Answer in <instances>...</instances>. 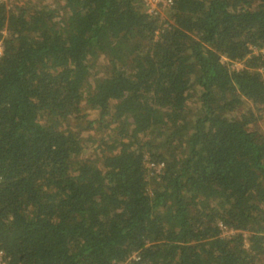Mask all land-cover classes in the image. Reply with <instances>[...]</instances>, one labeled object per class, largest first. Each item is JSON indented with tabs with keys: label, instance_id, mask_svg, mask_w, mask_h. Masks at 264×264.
<instances>
[{
	"label": "trees",
	"instance_id": "16d2710c",
	"mask_svg": "<svg viewBox=\"0 0 264 264\" xmlns=\"http://www.w3.org/2000/svg\"><path fill=\"white\" fill-rule=\"evenodd\" d=\"M22 2L0 0L7 264H264V0Z\"/></svg>",
	"mask_w": 264,
	"mask_h": 264
},
{
	"label": "built area",
	"instance_id": "2783aa9c",
	"mask_svg": "<svg viewBox=\"0 0 264 264\" xmlns=\"http://www.w3.org/2000/svg\"><path fill=\"white\" fill-rule=\"evenodd\" d=\"M7 1V0H5ZM170 0H147V3H149L148 5H150V10H154V9H160L162 8V6H160V2H162L163 4H166L167 2H169ZM3 47L2 43L0 42V52H1V48ZM238 67H241L240 64L237 65ZM262 72L264 73V68H262ZM150 167H156L159 168L162 166L161 164H154L153 162L149 163ZM220 224L222 225V228L224 229V232H229L230 234H232L235 229L233 227H226L223 223L220 222ZM0 264H7V261L5 259V251L2 249V247L0 246Z\"/></svg>",
	"mask_w": 264,
	"mask_h": 264
},
{
	"label": "rangeland",
	"instance_id": "374dc122",
	"mask_svg": "<svg viewBox=\"0 0 264 264\" xmlns=\"http://www.w3.org/2000/svg\"><path fill=\"white\" fill-rule=\"evenodd\" d=\"M7 3H8V5L10 6L11 4H13L14 2H18L19 4H22L23 2H22V0H17V1H15V0H7L6 1ZM263 76H264V73H263ZM263 132V131H262ZM90 133H91V131L90 132H88V131H84L83 132V134H84V137H85V139H83L84 141H86V148L84 149V154H83V156L85 155V154H87V153H92L93 155L94 154H96V155H98V151L99 150H94L93 149V147L94 146H92V143H91V141H90V139L92 138V136H94V132H93V135L91 136L90 135ZM95 151V152H94ZM224 234H230L229 232H223Z\"/></svg>",
	"mask_w": 264,
	"mask_h": 264
}]
</instances>
